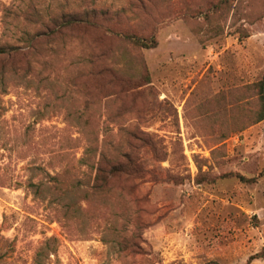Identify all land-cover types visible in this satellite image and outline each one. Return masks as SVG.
<instances>
[{"label":"rangeland","instance_id":"1","mask_svg":"<svg viewBox=\"0 0 264 264\" xmlns=\"http://www.w3.org/2000/svg\"><path fill=\"white\" fill-rule=\"evenodd\" d=\"M0 48V264H264V0H0Z\"/></svg>","mask_w":264,"mask_h":264},{"label":"trees","instance_id":"2","mask_svg":"<svg viewBox=\"0 0 264 264\" xmlns=\"http://www.w3.org/2000/svg\"><path fill=\"white\" fill-rule=\"evenodd\" d=\"M125 37H126V39H129V40L132 39V41L136 45H138L139 47H142V48H152L153 45H154V44H149L147 42V40L144 39V38H139V37H136V36H133V35H127ZM16 51L17 50H14L13 48H11L10 50H5L3 48H0V56L1 55L11 56ZM257 86H258L259 97H260V100L262 102L263 111H264V76L261 79V81L258 82ZM262 120H264V112L261 115V117L259 118V121H262ZM103 160H104V156L97 162V165H96V169H97V178H96V180L101 182V183H104L111 175H114L115 173L118 172V165H116V164L112 165V164H110V162H108V168H106L103 165ZM120 170L122 172H124V169H120ZM57 178H58L57 176L56 177H51V181L56 182Z\"/></svg>","mask_w":264,"mask_h":264}]
</instances>
